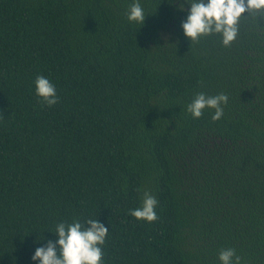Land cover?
<instances>
[{
    "label": "trees",
    "instance_id": "obj_1",
    "mask_svg": "<svg viewBox=\"0 0 264 264\" xmlns=\"http://www.w3.org/2000/svg\"><path fill=\"white\" fill-rule=\"evenodd\" d=\"M134 2L0 0V264H40L58 223L89 218L102 264H264V19L191 44L183 0H139L144 25ZM198 93L228 96L219 121L187 111ZM145 192L152 223L129 215Z\"/></svg>",
    "mask_w": 264,
    "mask_h": 264
},
{
    "label": "clouds",
    "instance_id": "obj_2",
    "mask_svg": "<svg viewBox=\"0 0 264 264\" xmlns=\"http://www.w3.org/2000/svg\"><path fill=\"white\" fill-rule=\"evenodd\" d=\"M185 3L190 5V11L184 7ZM178 11L188 13L182 27L191 44L204 36L220 35L223 45L230 47L239 34L242 18L251 16L256 23L264 19V0H207V3L205 0H183ZM146 17L141 3L135 0L129 7L127 19L144 25ZM35 90L48 107L60 102L55 84L42 75L35 80ZM228 99L223 93L215 96L198 93L187 105V111L199 119L205 109H214L212 120L219 121L224 115L222 105H226ZM157 205L156 198L145 192L142 205L131 210L129 215L137 220L155 222L159 219L155 211ZM108 234L98 218H89L83 224L79 220L60 222L55 230L58 241H48L46 247H38L32 259L40 264H102L103 245ZM218 258L221 264H241V257L233 248L221 249Z\"/></svg>",
    "mask_w": 264,
    "mask_h": 264
}]
</instances>
